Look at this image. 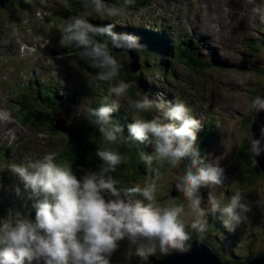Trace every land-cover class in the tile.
Masks as SVG:
<instances>
[{"label": "clouds", "instance_id": "9594fccd", "mask_svg": "<svg viewBox=\"0 0 264 264\" xmlns=\"http://www.w3.org/2000/svg\"><path fill=\"white\" fill-rule=\"evenodd\" d=\"M132 4L133 0H123L120 5L86 0L85 7L100 18L123 20ZM253 13L264 22V7L253 8ZM114 27L111 23L95 26L83 15L69 17L60 28L59 46L75 44L82 49V57H87L91 67L98 69L95 78L107 82L109 95L121 99L126 98L132 85L118 79L121 66L110 53L109 43L112 48L138 55L144 45L136 35L117 33ZM97 35L106 37L107 42L94 39ZM119 108L115 101L99 107L84 103L77 107V115L83 113V118L100 136L95 153L102 162L98 172L86 171L78 177L67 163L56 161L55 153L45 154L28 166L15 163L8 166L23 184L35 219L22 212H10L0 218V264H110L111 255L125 240L129 257L147 260L157 251L185 254L191 251L192 232L196 233L197 242L204 240L209 212L213 216L219 214L229 232L247 221L252 207L243 192L235 190L226 204L214 195L212 189L224 185L225 170L201 156L197 145L201 120L191 114L184 102L166 105L147 95L131 102L133 122L128 124L126 138L122 126L112 119ZM247 109L253 113L264 111V97L256 96ZM144 113L153 115L150 119L143 118ZM125 139L153 145L151 155L140 153V160L148 165L152 177L143 186L119 187L118 180L111 175L124 163L118 145ZM249 153L255 166L256 158L264 153V127L259 139L250 140ZM184 160L188 163L185 171L176 176L175 188L186 202L160 203L156 193L161 165L166 163L172 170ZM202 189L208 190L207 210L202 207L205 204ZM16 192L20 194L19 187ZM257 204L264 207L259 201ZM185 217H191L190 225H186Z\"/></svg>", "mask_w": 264, "mask_h": 264}, {"label": "rangeland", "instance_id": "374dc122", "mask_svg": "<svg viewBox=\"0 0 264 264\" xmlns=\"http://www.w3.org/2000/svg\"><path fill=\"white\" fill-rule=\"evenodd\" d=\"M4 1V5L0 7V113L4 119L3 121L0 118V154L7 153L9 157L2 158L0 164V191L11 197L10 191L16 189L14 186L20 180L8 167L13 163V158L22 157L23 160L19 164L25 165L41 159L45 154L55 153L56 156L63 152L70 134L77 132L86 122L83 113L81 116L77 115V107L80 104L84 103L85 106L91 107L94 102L115 101L120 105L118 110L121 113L127 112L133 115L129 104L134 100L128 94L126 98L121 99L109 95L108 83L103 84L97 80L96 72L85 73L83 69H79L76 58L67 53L64 56L66 63L60 61L58 65L53 66V58H58L53 49L54 44L55 48H59L60 28L69 17L74 16L69 12L68 0H49L50 4L58 6L55 7L58 10L55 13L56 17L54 15L51 17V20L59 24L57 28L59 32L54 34L58 39L55 36L50 37L51 33H47L42 37V42L22 27L20 18L27 17L28 8L21 6V0ZM36 1L28 0L29 7H32L31 13L36 11L35 7H39L41 11V3L46 0L38 3ZM255 7H264V0H152L141 10L127 13L123 20L107 16L100 18L85 5L82 13L87 20L111 19L122 28L143 27L153 35L158 33V25H162L167 33L175 34L173 36L175 40L182 41L186 35H189L198 41L200 59L210 61L212 64L218 62L214 65V69L202 73L193 72L176 63L169 73L166 68L157 64L155 55L145 54L140 58V62H145L144 60L147 59L151 63L149 66L145 64L147 71L144 77L151 92L150 99L162 102L172 93L175 95V98L171 99L173 104L182 101L191 109V114L201 122L209 126H218V136L213 146L209 150L200 151L207 162L218 164L225 170L224 185L212 191L222 204H226L230 195L239 189L250 203L252 211L248 213L247 221L234 232L227 231L228 236L224 233H212L211 236L215 238L211 241L215 244H223L221 253L229 257L233 254L238 257L237 262L241 264L251 261L250 257L253 254L264 252V207L257 204L259 201V204L264 206V176H258L252 181L253 175L248 172V158L240 155L244 141L251 134L253 120L250 122L248 118L250 119L252 112L247 109V105L254 96L252 91L257 90L260 94H264V73H262L264 50L260 44V41H264V22L253 13ZM45 11L47 12L48 9ZM43 16L41 11L37 18ZM31 19V22H34L32 15ZM40 26H43L41 20L36 23L38 32H41ZM141 40L143 39H140V42ZM46 42L51 44L52 56L46 57L48 51L38 50L36 46H43ZM24 45L27 46L25 52L22 50ZM29 47L31 50H28ZM177 53L176 49L174 54ZM135 61L137 60L133 62ZM135 64L136 62L133 65ZM252 65H255V69ZM78 69L89 78L88 87L87 80L80 79L82 88L86 90L74 94L71 109L65 108V104L60 108H54L58 117H66L67 124L64 123V126L69 128L67 133L53 134L49 128L32 129L22 123L20 112H17L19 102L30 106L36 105V94L40 87L43 95L52 94V88L55 87L47 88V86L56 83L57 75L62 76L59 85L69 91L76 87H72V78L76 76V72L81 73ZM141 69L139 68L136 73ZM52 70L57 73L51 74ZM69 96L73 95H66V98ZM149 114L152 117L153 113ZM32 141L38 142V146L32 148L27 146V143ZM153 151L152 145L151 153ZM187 163L188 161L184 160L172 170H169L166 163L162 164L156 193L160 203L186 202L184 198L171 199L168 194L174 189L176 176L185 171ZM153 165L155 167V162ZM151 179L139 181L134 185L143 186ZM207 192V189L201 190L205 198L202 207L206 210ZM15 195L23 205L30 201L24 189L19 195L17 193ZM15 202L16 200H13L12 204ZM5 215H0V218L7 217ZM211 217L216 216L209 212L206 216L208 224H212ZM185 222L186 225H190L191 217H185ZM246 228L248 236L241 240V233ZM188 231L191 232L190 227ZM128 250V242L126 240L120 242V247L110 257V264H132L131 258L138 260V263L149 264L153 259L156 261L155 259L167 255L157 251L155 255H150L144 260L135 255L129 257ZM173 254L174 251L171 255Z\"/></svg>", "mask_w": 264, "mask_h": 264}, {"label": "trees", "instance_id": "16d2710c", "mask_svg": "<svg viewBox=\"0 0 264 264\" xmlns=\"http://www.w3.org/2000/svg\"><path fill=\"white\" fill-rule=\"evenodd\" d=\"M152 0H133V4L127 9V13L136 12L147 6ZM4 0H0V7L4 5ZM22 2V1H21ZM69 12L76 15H83L84 12L83 6L86 3V0H68ZM107 4H116L120 5L123 3V0H105ZM21 6L28 7L26 4L22 2ZM84 16V15H83ZM91 24L95 26H103L105 24H114V31L117 33H127L136 35L140 37L141 43L144 45L141 51V57L143 58L145 54L155 55L157 57V64L166 68L167 72L171 70L172 63L174 61H178L180 64L184 65L190 70L194 72L202 73L207 70H210L214 67L211 63H204L199 58V46L194 42H187L184 44V41L175 40L173 36L174 34L167 33L163 26H158V33L154 34L152 32H148L143 27H126L122 28L118 26L114 22L110 20H101V21H92L88 20ZM146 37V38H145ZM94 39L100 42H107L106 37L104 36H95ZM146 39V40H145ZM185 39V38H184ZM261 48L264 50V41H260ZM178 50L177 54H174L175 50ZM82 49H79L75 46L72 47V54H74L76 59L79 62V66L81 69L85 71V73L96 72L98 69L91 67V62L87 57H82ZM109 51L110 53L117 59L120 64V75L118 79L124 80L132 85V87L128 90V95L135 101L137 99H141L145 94L148 95L151 93L145 82L144 77L146 76L147 68L145 64L149 66L151 63L149 60H144L145 62H138L137 65L133 66V61L137 58V55L133 56V52L125 51L122 49H115L111 47L109 43ZM260 51V50H257ZM139 68L140 72L136 73ZM252 68L255 69V65H252ZM264 73V70L262 71ZM254 99L256 96L264 97V94H260L259 91L253 90ZM172 97V96H170ZM173 98V97H172ZM57 99L63 100V97H58L56 93L52 95L43 96L40 93L36 95V101L39 102L40 106L32 107L28 106L25 103H22L19 106V112L22 122L32 128V129H42L49 128L53 134H60L54 129V122L57 118V112L54 109L57 106L55 102ZM67 102L69 104L66 108L71 107V102L73 101V96H69L67 98ZM102 104H110L109 101H103L98 104H93L91 107H99ZM60 105V103H58ZM144 118H151L149 113L141 114ZM112 119L114 123H119L123 128V136L128 137V124L132 123V115L130 114H121L118 111H115L112 114ZM250 122L253 120V112L250 114ZM204 128L199 129L197 132V145L200 151L209 150L213 144L215 143V139L217 138V129L215 126L204 125ZM252 139V135L249 134L246 140L244 141L240 155L241 157H247L249 166L248 172L253 175L251 177L252 181L257 179L258 176H264L258 165L253 166L252 157L249 153L250 140ZM100 142V136L98 131L90 125L88 122L82 124L77 132L71 133L67 139V143L65 146V150L56 155V161L58 163H67L74 172L79 176H82L86 171H99L102 162L95 155L98 143ZM119 151L121 155L124 157V163H122L116 172L111 173V175L118 180L119 187H128L133 186L135 183L147 180L152 178L150 176V171L148 165L140 160V153L143 152L146 155H151L152 144L148 142L140 143L138 141H132L130 139H125L123 144L118 145ZM154 164V162H153ZM154 166V165H153ZM163 167V165L161 166ZM161 169V168H160ZM154 175V174H153ZM171 193L168 194L171 198ZM11 197H8L5 192L0 191V215L7 216V214L12 212L22 211L26 215L30 214V217L35 219V210L31 208L32 202H26V205L21 203L15 193L10 191ZM181 198H171L174 200H180ZM13 200H16L15 203L12 204ZM159 201V199H157ZM10 208V209H9ZM9 212L7 213V210ZM216 217H211L210 222H212V226L208 230V233L211 235L212 233H224L228 235L227 230L223 227L221 221ZM204 241V240H203ZM173 252V251H172ZM172 252L168 253L166 256L172 254ZM174 253H176L174 251ZM263 255V254H260ZM260 255H252L250 257L251 260L255 259ZM131 257V256H130ZM164 258V257H162ZM161 259V258H160ZM158 260V259H155ZM132 264H144L138 263V260L131 258Z\"/></svg>", "mask_w": 264, "mask_h": 264}, {"label": "water", "instance_id": "95a60500", "mask_svg": "<svg viewBox=\"0 0 264 264\" xmlns=\"http://www.w3.org/2000/svg\"><path fill=\"white\" fill-rule=\"evenodd\" d=\"M134 54L137 55L135 60L139 61V55L133 52V56ZM137 61H135V65H137ZM135 62H133V64ZM64 123V119H59L55 123V130L65 134L67 132V127L64 126ZM262 127H264V111H261L260 113H253V123L250 130L252 139L260 138V129ZM256 159L258 161L257 165L264 175V153H261V155ZM173 184L174 189L172 190L171 197L176 198L180 195V193L175 190V183ZM191 245V251L188 253L181 254L176 252L173 255L166 256L156 261L153 259L149 264H229L223 263L219 259L218 255L212 250V248L204 241L197 242V240H195L191 243ZM247 264H264V256H258L255 259L249 261Z\"/></svg>", "mask_w": 264, "mask_h": 264}, {"label": "flooded vegetation", "instance_id": "af4514ba", "mask_svg": "<svg viewBox=\"0 0 264 264\" xmlns=\"http://www.w3.org/2000/svg\"><path fill=\"white\" fill-rule=\"evenodd\" d=\"M181 196H183L181 193L178 196V198H181ZM208 230L210 229V226H212L211 224H208ZM247 228L243 230V232L241 233L242 238H240L241 240H243L246 236H248V233L246 232ZM228 236V235H227ZM215 237L211 236L208 231L206 233V236L204 238V242L207 243L212 250L218 255L219 259L223 262V263H229V264H241L240 262H237L239 259L238 257L234 256L233 254H231V258L227 255L224 256V254H222V248H223V244L221 243H217L215 244L214 242H212L211 240L214 239ZM197 240V235L195 232H192V239L191 241H189V243L191 244L193 241ZM263 254V255H260ZM255 255H260V256H264V252H258Z\"/></svg>", "mask_w": 264, "mask_h": 264}, {"label": "bare ground", "instance_id": "6f19581e", "mask_svg": "<svg viewBox=\"0 0 264 264\" xmlns=\"http://www.w3.org/2000/svg\"><path fill=\"white\" fill-rule=\"evenodd\" d=\"M23 48H25V50H26L27 49V46H23ZM28 50H31V48L29 47ZM88 81H89V79H88ZM16 105H17V103H16ZM2 120L4 121L3 117H2ZM217 215H219V214H217Z\"/></svg>", "mask_w": 264, "mask_h": 264}]
</instances>
